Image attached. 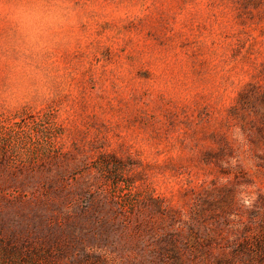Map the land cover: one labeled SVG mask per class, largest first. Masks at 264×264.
Here are the masks:
<instances>
[{
	"label": "rangeland",
	"instance_id": "rangeland-1",
	"mask_svg": "<svg viewBox=\"0 0 264 264\" xmlns=\"http://www.w3.org/2000/svg\"><path fill=\"white\" fill-rule=\"evenodd\" d=\"M17 6L0 0V264L32 263L29 247L38 264H150L146 225L102 229L67 206L87 187L108 213L151 194L200 229L238 169L243 204L264 196V149L228 116L262 82L264 0H64L70 22L38 50Z\"/></svg>",
	"mask_w": 264,
	"mask_h": 264
},
{
	"label": "trees",
	"instance_id": "trees-1",
	"mask_svg": "<svg viewBox=\"0 0 264 264\" xmlns=\"http://www.w3.org/2000/svg\"><path fill=\"white\" fill-rule=\"evenodd\" d=\"M260 74L262 82L247 84L238 94L235 105L230 107L228 116L245 122L241 130L249 144L264 149V65ZM45 130L41 128L43 133ZM46 140V144H54V138L47 137ZM254 164L264 172V155L256 153ZM234 179L236 184L227 185L215 200L217 212L213 229H200L193 217L182 220L180 211L164 205L162 199L151 194L147 199L150 207L148 205L145 211L142 210L145 198L135 199L130 192L112 200L111 213L106 211V202L101 195L90 187L81 193H68L65 201L67 206L77 208L76 217L89 213L97 215L102 229L105 223H122L125 227L136 224L138 228L146 225L157 241L156 248L150 253V264H264V196L257 193L256 199L249 198L251 202L244 205L234 186L245 180V173L238 169ZM119 182L113 181L112 186L117 187ZM231 217L237 220H231ZM27 251L25 255L32 259L30 264H38L39 254L33 253V247ZM101 261L108 263L106 258ZM96 264H100L99 261Z\"/></svg>",
	"mask_w": 264,
	"mask_h": 264
},
{
	"label": "clouds",
	"instance_id": "clouds-1",
	"mask_svg": "<svg viewBox=\"0 0 264 264\" xmlns=\"http://www.w3.org/2000/svg\"><path fill=\"white\" fill-rule=\"evenodd\" d=\"M64 0H18L12 21L24 43L35 50L70 22Z\"/></svg>",
	"mask_w": 264,
	"mask_h": 264
}]
</instances>
